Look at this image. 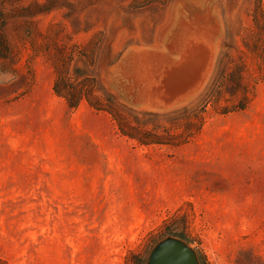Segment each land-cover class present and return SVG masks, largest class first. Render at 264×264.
Returning a JSON list of instances; mask_svg holds the SVG:
<instances>
[{"label":"rangeland","instance_id":"374dc122","mask_svg":"<svg viewBox=\"0 0 264 264\" xmlns=\"http://www.w3.org/2000/svg\"><path fill=\"white\" fill-rule=\"evenodd\" d=\"M255 3L0 0V54L15 55L0 57V260L150 264L179 240L197 264H264V78L247 109L210 112L176 147L140 145L52 89L56 54H95L128 112L187 105L224 41L253 40Z\"/></svg>","mask_w":264,"mask_h":264},{"label":"trees","instance_id":"16d2710c","mask_svg":"<svg viewBox=\"0 0 264 264\" xmlns=\"http://www.w3.org/2000/svg\"><path fill=\"white\" fill-rule=\"evenodd\" d=\"M252 16L253 40L244 41L246 50L238 48L232 36L224 41L208 81L192 101L177 109L162 113L128 112L131 109L119 102L102 84L97 74L95 54H83V60L75 59V54H56L53 92L69 108H76L84 100L91 108L108 113L119 132L140 145L176 147L185 144L201 132L210 112L226 115L244 111L252 101L257 83L264 78L261 0H256ZM0 44L9 51L1 32ZM0 57L15 59L14 54H0ZM80 60L81 65L78 64ZM0 263L6 264L4 260Z\"/></svg>","mask_w":264,"mask_h":264},{"label":"water","instance_id":"95a60500","mask_svg":"<svg viewBox=\"0 0 264 264\" xmlns=\"http://www.w3.org/2000/svg\"><path fill=\"white\" fill-rule=\"evenodd\" d=\"M191 67L192 63H191ZM150 264H197L191 249L179 240L161 244L154 252Z\"/></svg>","mask_w":264,"mask_h":264},{"label":"bare ground","instance_id":"6f19581e","mask_svg":"<svg viewBox=\"0 0 264 264\" xmlns=\"http://www.w3.org/2000/svg\"><path fill=\"white\" fill-rule=\"evenodd\" d=\"M124 68V67H123ZM169 69V68H168ZM126 70V69H125ZM172 70V69H171ZM130 73V72H129ZM169 74V73H168ZM170 76V75H169ZM165 78V77H164Z\"/></svg>","mask_w":264,"mask_h":264}]
</instances>
